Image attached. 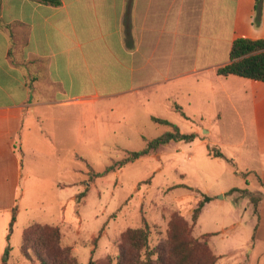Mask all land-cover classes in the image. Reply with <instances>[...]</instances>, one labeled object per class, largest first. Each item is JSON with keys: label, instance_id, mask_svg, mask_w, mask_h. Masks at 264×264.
Segmentation results:
<instances>
[{"label": "rangeland", "instance_id": "rangeland-1", "mask_svg": "<svg viewBox=\"0 0 264 264\" xmlns=\"http://www.w3.org/2000/svg\"><path fill=\"white\" fill-rule=\"evenodd\" d=\"M261 14L262 9L259 15L254 8L255 28L261 23ZM216 77L205 75L199 89L193 81L183 83V94L154 104L142 101L145 106L137 98L93 102L91 140L85 144L69 141V148L74 145L85 162L78 155L71 158L66 144L52 162L42 164L38 154H33L38 163L29 164V158L34 159L28 151L35 142L31 139L23 157L19 148L16 151L32 174L10 180L7 166L0 161V244L4 249L9 246L8 264H29L20 255L19 245L22 229L34 221L81 223L82 235L95 230V223H106L104 228L111 236L120 225L114 240L100 239L97 254L106 253L93 259L115 255L120 232L146 222L151 250L167 239L173 213L192 223V209L201 194L210 200L191 233L196 238L214 233L208 244L219 255L215 264H264V83L238 76ZM175 103L186 117L175 110ZM151 117L166 119L196 137L167 142L113 173L90 180L87 164L92 172L102 171L168 130ZM75 118L77 115L71 120ZM38 150L49 152L41 144ZM214 151L225 158L214 156ZM67 164L72 169L69 172L65 171ZM233 187L261 196L257 214L247 195L227 193ZM81 191L85 194L77 196ZM145 253L144 249L130 252L139 259ZM150 258L153 264H163L156 252Z\"/></svg>", "mask_w": 264, "mask_h": 264}, {"label": "crops", "instance_id": "crops-1", "mask_svg": "<svg viewBox=\"0 0 264 264\" xmlns=\"http://www.w3.org/2000/svg\"><path fill=\"white\" fill-rule=\"evenodd\" d=\"M255 1L0 0V161L9 179L32 174L16 151L23 157L28 139L42 164L66 144L77 159L69 141L91 140L93 102L137 98L145 106L183 94V83L199 89L205 75L219 76L233 39L264 38V0L257 28ZM33 158L29 164L38 163ZM96 224L84 235L81 223L56 225L79 264L105 255L97 254L100 239L114 240L121 228L109 236L106 223Z\"/></svg>", "mask_w": 264, "mask_h": 264}, {"label": "trees", "instance_id": "trees-1", "mask_svg": "<svg viewBox=\"0 0 264 264\" xmlns=\"http://www.w3.org/2000/svg\"><path fill=\"white\" fill-rule=\"evenodd\" d=\"M39 1L57 2V0ZM261 4L262 0H256L254 5L259 15ZM216 73L219 76L234 75L264 83V38L236 37L233 39L229 49V61L218 66ZM174 108L186 117L179 104L175 103ZM151 119L156 123L167 125L168 130L155 138L147 140L144 148L128 151L126 156L105 166L102 171L92 172L90 166L86 163L89 179L113 173L126 164L155 152L167 142L192 141L196 137V133L181 132L176 124L166 119L158 117H151ZM213 155L225 158L220 151H214ZM261 183L264 185V182ZM237 191L248 196L254 206V212L257 214L261 196L250 192L247 188L233 187L227 193ZM84 194L85 191H81L77 193V196H83ZM209 200L208 195L201 194V198L196 201L192 209L191 224H188L179 214L173 213L168 221V237L162 244L156 245L155 250L154 248L148 250L149 225L144 222L142 226L128 227L120 232V241L116 246L115 255L107 254L102 259L90 257L86 264H153L150 255L155 252L157 253V260L163 264H215L219 259V255L212 252L208 244L209 237L214 233H204L201 238H196L191 233L202 208ZM12 220H14V216H12ZM60 238L61 234L56 225L31 222L22 229L19 246L20 255L30 264H79L77 259L71 255L70 248L61 245ZM142 249L146 252L143 259L131 256V250L140 251ZM8 251L9 246L5 248L1 264H8Z\"/></svg>", "mask_w": 264, "mask_h": 264}]
</instances>
